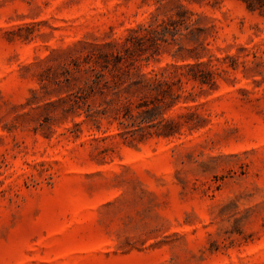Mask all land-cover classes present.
<instances>
[{"label":"rangeland","instance_id":"1","mask_svg":"<svg viewBox=\"0 0 264 264\" xmlns=\"http://www.w3.org/2000/svg\"><path fill=\"white\" fill-rule=\"evenodd\" d=\"M0 264H264V0H0Z\"/></svg>","mask_w":264,"mask_h":264},{"label":"trees","instance_id":"2","mask_svg":"<svg viewBox=\"0 0 264 264\" xmlns=\"http://www.w3.org/2000/svg\"><path fill=\"white\" fill-rule=\"evenodd\" d=\"M190 68L191 67V65H187V66H183V67H181L182 69H185V68ZM195 78H197V76H194ZM105 78V74L102 72V71H97L96 73H95V78L93 79V82L96 84V85H100L101 84V81L103 80ZM143 80H147V83L148 84H150V85H156V87L157 86H160V85H162V81H160L159 79H157V78H154V79H149V78H146V77H143V79H141V80H139V81H136V82H133L134 84L133 85H135L136 87H137V85H139L140 83H142L143 82ZM201 81H203V82H206L207 80H205V79H203V78H201ZM147 105V109H144V110H142L141 112L139 111L138 113V116H140L142 113H150V112H153L154 110H156V109H158L159 108V106L158 105H155V106H153V107H150L149 106V104H146ZM124 107L126 108V109H130V104L128 103V102H125L124 103ZM140 107H142V106H140ZM128 115L134 120L133 121V123L136 121V119L138 118V116L137 115H135V114H133V113H131L130 111H128ZM127 113L125 114V118H127ZM145 118H143V120L140 122V125H141V123H143V121H145L144 120ZM123 124H125L123 121H121ZM164 133V135H171V134H173V131H165V132H163Z\"/></svg>","mask_w":264,"mask_h":264}]
</instances>
